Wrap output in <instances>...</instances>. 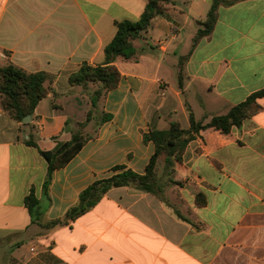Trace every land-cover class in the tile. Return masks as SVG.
<instances>
[{
    "label": "crops",
    "instance_id": "1",
    "mask_svg": "<svg viewBox=\"0 0 264 264\" xmlns=\"http://www.w3.org/2000/svg\"><path fill=\"white\" fill-rule=\"evenodd\" d=\"M172 1L152 21L139 59L116 61L119 85L99 104L112 119L87 127L94 137L55 171L48 201L40 151L70 141L91 109V90L69 78L83 63L104 65L116 23L138 21L148 0H0V69L54 78L27 124L2 108L0 94V264H264V98L231 133L201 131L174 165L179 185L166 186L163 199L113 188L74 222L41 226L63 218L114 167L145 174L155 145L144 135L152 129L173 122L189 129L190 110L209 123L264 89V0L221 5L212 33L194 49L214 0ZM31 136L37 147L27 144ZM32 190L42 202L36 223L25 203Z\"/></svg>",
    "mask_w": 264,
    "mask_h": 264
},
{
    "label": "trees",
    "instance_id": "2",
    "mask_svg": "<svg viewBox=\"0 0 264 264\" xmlns=\"http://www.w3.org/2000/svg\"><path fill=\"white\" fill-rule=\"evenodd\" d=\"M239 0H214L207 19L201 24L205 27L199 30L195 37L193 49L199 41L212 33L217 22V12L221 5H232ZM172 0H148L144 13L138 21L117 22V32L114 39L105 47V64L94 66L83 63L70 78L71 86H80L91 90V109L85 122L80 124L79 129L73 132L72 139L68 142H60L53 151H40L48 162V173L44 184V197L50 198V186L56 170L68 165L81 151L84 145L94 137V134L86 133L85 130L91 123H96L97 129L105 122L112 119V115L99 111L101 100L111 91L116 89L121 79V73L115 65L119 58L124 60H138L146 50L147 35L152 26V21L165 13L167 5ZM141 42L142 47L136 45ZM189 56L180 60V71L178 74L179 86L184 88L183 65ZM54 78L46 72L30 73L14 65H8L0 69V94L1 106L13 119L24 123L27 116H34L39 103L47 97L52 90ZM49 83V86L46 84ZM264 98V89L253 93L248 99L233 106L227 114L213 116L209 123L198 121L190 110L189 129H185L178 122H173L166 130L152 129L144 135V142H152L155 145L145 174H139L125 166H116L112 169L113 174L101 180L95 181L81 194L78 203L71 207L66 215L58 220L41 224L45 229H54L59 226L68 225L91 210L111 189L130 186L141 191L152 193L163 199L162 193L166 186L179 185L175 180L176 163H183L184 155L189 144L200 134L201 131L215 128L224 134L231 133L235 127H240L243 122L255 115L261 109L258 100ZM27 144L37 147L34 138ZM162 156L165 161V172L168 180L163 181L164 176H159V168ZM26 206L33 218V223L39 221L42 215V202L35 191L26 197ZM197 204L204 206L206 200L203 194L197 195Z\"/></svg>",
    "mask_w": 264,
    "mask_h": 264
},
{
    "label": "rangeland",
    "instance_id": "3",
    "mask_svg": "<svg viewBox=\"0 0 264 264\" xmlns=\"http://www.w3.org/2000/svg\"><path fill=\"white\" fill-rule=\"evenodd\" d=\"M165 161H164V157L162 156V159H161V164H160V168H159V176H164V180H168V175H167V172H165ZM171 186V185H170Z\"/></svg>",
    "mask_w": 264,
    "mask_h": 264
},
{
    "label": "water",
    "instance_id": "4",
    "mask_svg": "<svg viewBox=\"0 0 264 264\" xmlns=\"http://www.w3.org/2000/svg\"><path fill=\"white\" fill-rule=\"evenodd\" d=\"M31 120H32V117L31 116H27L25 119H24V123L25 124H27V123H29V122H31Z\"/></svg>",
    "mask_w": 264,
    "mask_h": 264
},
{
    "label": "built area",
    "instance_id": "5",
    "mask_svg": "<svg viewBox=\"0 0 264 264\" xmlns=\"http://www.w3.org/2000/svg\"><path fill=\"white\" fill-rule=\"evenodd\" d=\"M163 95H164V90H163ZM31 251L33 253H36L38 250H37V245H34L32 248H31Z\"/></svg>",
    "mask_w": 264,
    "mask_h": 264
}]
</instances>
